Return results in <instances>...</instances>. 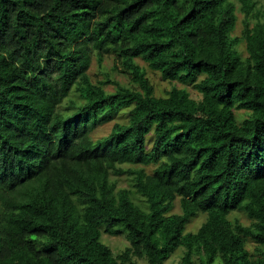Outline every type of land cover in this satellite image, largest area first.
Returning a JSON list of instances; mask_svg holds the SVG:
<instances>
[{"label": "trees", "instance_id": "obj_1", "mask_svg": "<svg viewBox=\"0 0 264 264\" xmlns=\"http://www.w3.org/2000/svg\"><path fill=\"white\" fill-rule=\"evenodd\" d=\"M239 1L241 37L233 0H0V264H166L179 247L175 264H264V0ZM94 58L127 84L94 83ZM139 60L201 97H157ZM122 232L115 255L102 235Z\"/></svg>", "mask_w": 264, "mask_h": 264}, {"label": "rangeland", "instance_id": "obj_2", "mask_svg": "<svg viewBox=\"0 0 264 264\" xmlns=\"http://www.w3.org/2000/svg\"><path fill=\"white\" fill-rule=\"evenodd\" d=\"M237 6V15H238V22L236 25V29L233 33L234 37H241L242 36V32L244 29V20L245 17L244 15L240 12L239 8L241 6V3L239 0H233ZM254 20H251V23H253ZM239 51L241 52L243 57L247 56L246 53V44L245 42H242L241 44H239L238 46ZM140 64L145 68L146 72H147V78L149 79L151 85L154 87V91H155V95L157 97H167L168 92L174 87L177 86L178 88H182V89H186L190 94L192 98L198 99L201 97V95L198 93L197 90H195L193 88L192 85H187V84H182L180 82H170L168 80H164L161 77V74L157 71H152L150 68H148V66L141 62L139 60ZM113 59L112 58H107L102 65H100L97 60L94 58L91 68L89 69V74L91 76V79L94 83H98V82H102V81H106L108 78V74L110 76V78L112 80L118 81L122 84H127L128 82V77L125 74H122L120 71L118 70H114L113 69ZM105 89L108 92H114L115 91V86L113 84H107L105 86ZM71 99H75L78 100V96L76 93H72L71 94ZM244 112L240 111L238 116L239 119H242V116H244L243 114ZM129 120V111L128 110H124L122 111L116 118L114 121L109 122L107 124H104L98 128L95 129V131L92 133V138L94 141L107 136L113 125L115 123H126ZM153 134H151L148 137V147H151V142L153 140ZM133 168V167H132ZM148 172H151L154 167H148L146 168ZM118 186L121 188H130L131 187V179L129 176L125 175L123 177L118 178ZM173 213H181V207H180V203L179 200L176 201L175 203V207L173 210ZM240 218L241 221L245 224L249 223L248 218L245 216V214L243 213H233L231 215V218ZM206 220V216L203 214H200L199 216H197L196 218H194L187 226L186 231L187 232H196L200 226L202 225V223ZM102 241L108 245L114 252L115 255L119 254L121 251H123L128 245V241L126 239V233L122 232L118 235H110L108 233H103L102 235ZM254 247L255 245L253 243H249L248 244V248L251 252L254 251ZM184 253V249L182 247H179L174 254L171 256V258L166 262V264H175L177 263L180 259L181 256ZM139 264H147L145 261H139Z\"/></svg>", "mask_w": 264, "mask_h": 264}]
</instances>
